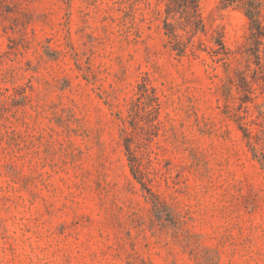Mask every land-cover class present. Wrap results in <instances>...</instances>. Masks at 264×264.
Listing matches in <instances>:
<instances>
[{
	"label": "rangeland",
	"instance_id": "rangeland-1",
	"mask_svg": "<svg viewBox=\"0 0 264 264\" xmlns=\"http://www.w3.org/2000/svg\"><path fill=\"white\" fill-rule=\"evenodd\" d=\"M243 1L198 0L178 55L165 0H0V264H264V0L257 34Z\"/></svg>",
	"mask_w": 264,
	"mask_h": 264
},
{
	"label": "trees",
	"instance_id": "trees-1",
	"mask_svg": "<svg viewBox=\"0 0 264 264\" xmlns=\"http://www.w3.org/2000/svg\"><path fill=\"white\" fill-rule=\"evenodd\" d=\"M233 0H223L224 5H229ZM245 15L250 20L251 29L258 33V20L259 7L257 0H244L242 2ZM164 19H163V30L167 37L174 40L173 51H176L178 55L184 53L186 49V43L180 40L179 32L185 35H195L198 32H203L204 25L200 16V8L198 0H165L164 3ZM216 48L212 49L214 54H225V48L220 39L214 41ZM144 92L147 97L153 102L149 104V112L156 110V97L153 90L144 88ZM150 93V95H149ZM129 140L125 142L126 150L129 149L127 144Z\"/></svg>",
	"mask_w": 264,
	"mask_h": 264
}]
</instances>
